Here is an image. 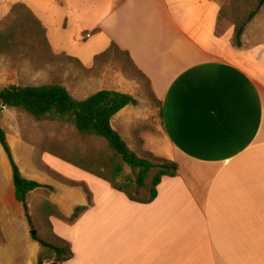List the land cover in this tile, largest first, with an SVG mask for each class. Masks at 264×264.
<instances>
[{
	"label": "crops",
	"instance_id": "obj_1",
	"mask_svg": "<svg viewBox=\"0 0 264 264\" xmlns=\"http://www.w3.org/2000/svg\"><path fill=\"white\" fill-rule=\"evenodd\" d=\"M231 6L224 9L221 0L112 1L99 28L149 82L159 105L156 131L167 147L159 157L178 171L161 179L150 203L130 201L109 185L101 202L86 188L89 205L82 183L52 180L31 150L28 163L13 155L25 178L54 188L44 200L60 215L87 208L72 223L48 218L52 235L72 252L55 264H264V4L245 23L238 46ZM221 22L225 28L217 33ZM127 107L111 126L118 121L137 133L144 119ZM42 190L27 196L28 208L29 197ZM53 220L68 223V233L53 232ZM28 225L0 146V264L53 262L30 238Z\"/></svg>",
	"mask_w": 264,
	"mask_h": 264
},
{
	"label": "rangeland",
	"instance_id": "obj_2",
	"mask_svg": "<svg viewBox=\"0 0 264 264\" xmlns=\"http://www.w3.org/2000/svg\"><path fill=\"white\" fill-rule=\"evenodd\" d=\"M112 1L0 0V19L8 14L13 5L24 4L46 29V39L53 54L75 58L82 65L78 66L66 58H61L37 69L28 59L31 56L30 53L21 52L11 55V57H5L2 61L0 65V88L11 84L21 86L57 84L63 86L69 95L77 101L84 100L101 90L129 94L136 99L137 103L136 106L129 105L126 112L136 114L135 118L144 119V122L142 126H136L137 134L133 133L135 129L130 130L128 126H120L118 121L114 122L113 129L120 134L130 150L139 157L144 156L142 154L144 150L155 157H159L167 147L164 140L160 138L159 132L156 131L160 128L159 105L150 97L149 87L145 80L132 72L128 59L119 52L113 53L107 59L100 60L94 66L95 56L103 53L111 44L106 39L103 30L99 28V23ZM221 1L224 9L228 8L229 4L232 5L231 1L233 2V0ZM234 1L236 4L232 5L231 8L235 12V18L231 20V23L240 25L256 8L259 0ZM224 28L225 24L221 22L217 28V33H221ZM0 123L17 161L22 158L24 163H28L29 151L31 150L34 160L39 163L38 166L52 180L60 184L63 183L55 178L54 173L65 180L82 183L81 187L87 188L93 194V201L101 202L106 190L110 188L109 184L53 154L75 155L84 158L92 156L101 159L104 163H116L123 168L119 182L121 183L127 178L132 179L131 171L115 157L103 139L94 136H81L73 124L67 120L55 118L36 120L21 109L3 108ZM137 137L138 139L141 137L143 140V147L142 144L139 146L137 143ZM21 144L28 147L25 149L24 146L21 147ZM41 163L46 168H43ZM154 172V170L151 172V176ZM149 183L150 180L148 179L146 181L147 187ZM50 193L43 189L29 197L31 224L28 225V231L31 239L35 236L39 240L56 244L57 241L50 237L51 228L46 223L45 217L40 214V207L47 202L44 199L49 197ZM145 196H148V190L146 188L140 189L139 197ZM6 199L7 197L4 196L3 200L6 201ZM51 223L54 226L52 231L58 235H65L70 230L68 223L58 220H53ZM32 230L36 232L34 235L30 232ZM42 255H48L52 261L54 259V254L48 249H44Z\"/></svg>",
	"mask_w": 264,
	"mask_h": 264
},
{
	"label": "trees",
	"instance_id": "obj_3",
	"mask_svg": "<svg viewBox=\"0 0 264 264\" xmlns=\"http://www.w3.org/2000/svg\"><path fill=\"white\" fill-rule=\"evenodd\" d=\"M263 4L264 0H259L256 8L250 12L245 21L235 26L232 39L234 45L238 46L240 44L239 39L245 23L254 17ZM21 52L30 53L31 56L28 59L37 69L61 58H66L76 65L82 66L75 58L64 55H54L46 39V31L40 21L25 5L19 3L13 5L7 17L0 21V56L11 57V55H16ZM116 52L123 54L128 59V64L132 72H135L139 77L145 80L149 87L150 97L156 102L150 92L149 82L136 69L127 52L121 51L114 43H111L108 49L103 53L95 56L94 66H96L100 60L107 59ZM136 103L137 101L131 95L112 90H101L84 100L77 101L69 95L68 91L63 86L57 84L43 86H21L11 84L0 88V116L3 108L21 109L36 120L43 118L67 120L73 124L75 130L81 136H94L103 139L113 151L115 157L131 171L132 179L127 178L120 183L119 179L122 176L123 168L116 163H104L101 159L92 156L84 158L81 156H67L66 154L58 153L53 155L108 182L111 188L125 194L130 201L147 204L156 198V187L161 179L163 177H175L177 175L178 166L169 160L155 157L146 151H142L144 156L141 155L143 157H139L130 150L118 132L112 128L111 119L126 106H135ZM136 134H134L135 137ZM136 141L140 146V138L138 139L137 137ZM0 146L4 151L11 169L14 198L22 206L26 222L31 224L28 215L29 208L27 196L38 189H46L49 192H54V188L34 180H29L22 175L14 160L6 138V133L2 129L1 123ZM153 170L155 172L151 176ZM53 175L65 184L78 186V184L65 180L57 174L53 173ZM148 179L150 183L147 187L146 181ZM144 188L148 190V196L139 197V190ZM83 190L88 196V203L90 205V194L85 187H83ZM86 209V207H77L70 218H65L59 214L55 206L46 202L40 207V214L45 217L46 223L51 228L48 221L49 217L54 216L62 221L72 223ZM50 235L52 239L57 241L56 244L39 240L35 236H33L32 239L54 254L53 263H63L70 260L72 258L70 245L66 241L55 237L52 233ZM43 260L44 258L40 257L38 264H41Z\"/></svg>",
	"mask_w": 264,
	"mask_h": 264
},
{
	"label": "built area",
	"instance_id": "obj_4",
	"mask_svg": "<svg viewBox=\"0 0 264 264\" xmlns=\"http://www.w3.org/2000/svg\"><path fill=\"white\" fill-rule=\"evenodd\" d=\"M41 264H55L53 262L43 261Z\"/></svg>",
	"mask_w": 264,
	"mask_h": 264
},
{
	"label": "water",
	"instance_id": "obj_5",
	"mask_svg": "<svg viewBox=\"0 0 264 264\" xmlns=\"http://www.w3.org/2000/svg\"><path fill=\"white\" fill-rule=\"evenodd\" d=\"M35 233H36L35 231H33V230L31 231V234H32V235H34Z\"/></svg>",
	"mask_w": 264,
	"mask_h": 264
}]
</instances>
